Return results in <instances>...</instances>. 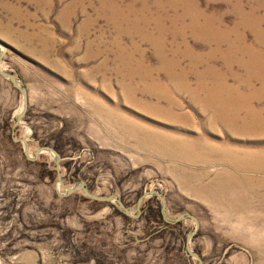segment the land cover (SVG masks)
Segmentation results:
<instances>
[{
    "label": "rangeland",
    "instance_id": "1",
    "mask_svg": "<svg viewBox=\"0 0 264 264\" xmlns=\"http://www.w3.org/2000/svg\"><path fill=\"white\" fill-rule=\"evenodd\" d=\"M0 41V264H199L148 191L202 264H264V186L218 182L264 152V0H0Z\"/></svg>",
    "mask_w": 264,
    "mask_h": 264
},
{
    "label": "water",
    "instance_id": "2",
    "mask_svg": "<svg viewBox=\"0 0 264 264\" xmlns=\"http://www.w3.org/2000/svg\"><path fill=\"white\" fill-rule=\"evenodd\" d=\"M0 48H1V51H0V61H1L9 47H8L7 44H5L2 41H0ZM0 77H2L4 79H7L11 83L13 88L16 89L22 95V100H23L22 101V109H21V112H20V114L18 116L17 121L14 124L16 126L17 124H19V120L24 116V114H25V112L27 110V105H28L27 90L24 87L20 86V84L18 83L17 77L15 75H13L11 73H8V72L2 70L1 68H0ZM13 141L14 142H21L23 144L24 156L27 159L35 160L40 152L49 151V152H51L54 155L55 163L58 165V162H59L60 158H59L58 153L52 147H49V146L40 147L39 149L36 150L34 157H30L29 154H28V142H27L26 138H22V139H18V140L13 138ZM56 175H57V182L60 185H62V181H61V177H60L61 175H60V171H59L58 167H56ZM64 187L66 189L67 195L73 193L76 190H81L87 197H89L90 199L95 200V201H104V202H106V201L115 200L117 202V204L119 205V207L121 208V210L123 211V213L126 214V215H130L129 212H128V209L124 208V206L122 205L121 201L119 199H117V197L114 196V195H110V196H106V197H98V196L90 193L84 187V185L81 184V183L76 184L73 187H66V186H64ZM149 195H154V196H156V197H158L160 199L161 212L163 214V218H164L165 221L170 222V223H176V222H179L180 220L184 219L185 217H189L195 223L196 228L193 231L189 232V234H188V236L186 238L185 249H186V252L189 255L194 256V257H196L199 260V264H202L199 256L196 253L190 251L189 246H188L190 238L196 233V230L198 228L197 219L194 216H192V215L182 214V215H179L178 217H176L174 220H170L169 221L167 219L166 215H165V200H164V197L157 191H148V192H145L142 196H140L138 198V200H137V205H136V210L137 211L139 210V206L141 204L142 199L144 197L149 196Z\"/></svg>",
    "mask_w": 264,
    "mask_h": 264
},
{
    "label": "bare ground",
    "instance_id": "3",
    "mask_svg": "<svg viewBox=\"0 0 264 264\" xmlns=\"http://www.w3.org/2000/svg\"><path fill=\"white\" fill-rule=\"evenodd\" d=\"M252 61V60H251ZM250 61V62H251ZM256 64V63H255ZM254 66V63L250 66L247 65V67L249 69H251ZM256 67V66H254ZM264 71V70H263ZM262 73V72H261ZM259 78L260 80L263 82L264 80V76L263 73L259 74ZM257 79V78H256ZM258 119V118H257ZM256 120V119H255ZM256 123L258 124H263V122L261 121H256ZM49 152V151H48ZM51 153V152H50ZM227 153V152H226ZM240 154V153H239ZM229 160L231 162V165L233 167H235V172L239 173L238 177L232 175L231 173H224V175L222 176V180H218V182H220L221 184V188L223 193H227V190L229 189L231 193H229L227 196H229V202L230 200H232L231 198L235 195V190H237V193H242L243 195H245V197L248 196L249 192H252L250 189L252 188L254 192H258L262 186H264V180H260V179H255L253 177V175H251L252 173H256L259 174L262 172V170H264V152L263 154H258L257 152H247L244 156L242 157H237V155L230 153L228 154ZM226 160V159H225ZM227 162V161H225ZM227 162V163H230ZM234 169V168H233ZM243 174V175H242ZM218 184V183H217ZM219 184V185H220ZM227 184L229 185H236L238 186L237 189H232V188H227ZM216 185V184H215ZM239 191V192H238ZM240 193V194H241ZM224 195V194H223ZM238 195V194H236ZM247 195V196H246ZM242 197V196H241ZM240 197V198H241ZM244 197V198H245ZM235 198H239V197H235ZM241 200V199H239ZM262 200L264 203V194L262 196ZM113 201V200H112ZM238 200L236 199V202ZM235 202V201H234ZM240 202V201H239ZM242 202V201H241ZM246 202H244L245 204ZM246 205V204H245ZM238 206V205H236ZM243 206V205H242ZM240 207V206H239ZM244 207V206H243ZM239 210V209H238ZM237 210V211H238ZM248 210H246L247 212ZM242 212V211H241ZM240 212V213H241Z\"/></svg>",
    "mask_w": 264,
    "mask_h": 264
}]
</instances>
